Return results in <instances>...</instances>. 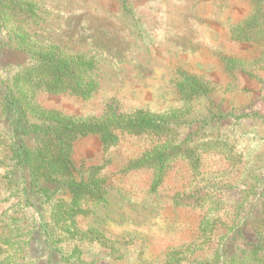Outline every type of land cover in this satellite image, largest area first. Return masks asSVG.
Returning <instances> with one entry per match:
<instances>
[{
  "label": "rangeland",
  "instance_id": "374dc122",
  "mask_svg": "<svg viewBox=\"0 0 264 264\" xmlns=\"http://www.w3.org/2000/svg\"><path fill=\"white\" fill-rule=\"evenodd\" d=\"M20 1L10 21L0 18V264H48L32 239L40 212L51 219L72 198L60 189L45 203L26 200L12 160L4 95L34 60L3 55L27 44L75 61L103 57L92 97L23 89L28 114L143 109L168 117L169 141L196 158L172 162L154 189L152 172L125 166L164 139L121 131L109 147L96 134L76 140V165L105 180L104 201L87 194L82 212L61 215L88 231L89 261L264 264V188L254 185L264 173V0H23L31 11L17 14Z\"/></svg>",
  "mask_w": 264,
  "mask_h": 264
},
{
  "label": "trees",
  "instance_id": "16d2710c",
  "mask_svg": "<svg viewBox=\"0 0 264 264\" xmlns=\"http://www.w3.org/2000/svg\"><path fill=\"white\" fill-rule=\"evenodd\" d=\"M5 1V8H0V18L10 21L16 9L12 5L14 0ZM120 1L125 8L128 0ZM18 4L17 14L31 11L25 1L21 0ZM103 46L108 49V46ZM9 53L3 55L4 61L9 55L20 53H28L34 60L33 67L28 69L25 66L17 72L20 84L7 88L3 100V115L12 139V160L21 173L26 200L31 201L34 197L43 199L45 203L46 195H54L60 189L72 197L64 205L61 202L63 199L58 201L66 207V211L57 209L56 212L55 209L51 219L40 212L39 229L32 237L34 244L41 254L47 253L48 264H94L86 258L82 246L88 239V231L84 232L73 222L69 224V218H62L63 214L82 212L81 201L87 194L103 201L106 197L105 180L93 176L95 168L76 165L73 158L75 141L96 134L104 146L109 147L119 143L121 131L164 139L125 166L130 171L144 169L152 172L154 189L164 181L172 162L189 159L194 163L196 158L192 157L190 148L184 147V141H169L171 120L168 117L143 109L126 114L118 106L107 104L108 109L100 117L89 118L54 111L42 112L37 117L28 114L30 108L22 99L23 89L29 90V93L42 88L51 92H70L78 97H92L100 88L103 57L97 53L89 56L79 54L75 61L65 50L31 44L16 47ZM211 124L215 125L213 121L207 122L208 126ZM27 139H34L35 142L29 144ZM262 171L260 169L254 174L255 187L264 188Z\"/></svg>",
  "mask_w": 264,
  "mask_h": 264
}]
</instances>
